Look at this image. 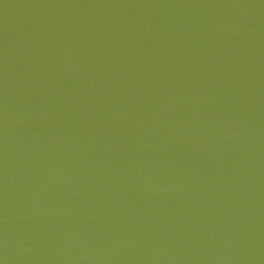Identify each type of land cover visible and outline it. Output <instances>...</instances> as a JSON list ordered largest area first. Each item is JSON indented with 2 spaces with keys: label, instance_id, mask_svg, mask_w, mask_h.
Listing matches in <instances>:
<instances>
[{
  "label": "water",
  "instance_id": "obj_1",
  "mask_svg": "<svg viewBox=\"0 0 264 264\" xmlns=\"http://www.w3.org/2000/svg\"><path fill=\"white\" fill-rule=\"evenodd\" d=\"M2 264H264V0H0Z\"/></svg>",
  "mask_w": 264,
  "mask_h": 264
},
{
  "label": "snow or ice",
  "instance_id": "obj_2",
  "mask_svg": "<svg viewBox=\"0 0 264 264\" xmlns=\"http://www.w3.org/2000/svg\"><path fill=\"white\" fill-rule=\"evenodd\" d=\"M0 264H2V262H0Z\"/></svg>",
  "mask_w": 264,
  "mask_h": 264
}]
</instances>
